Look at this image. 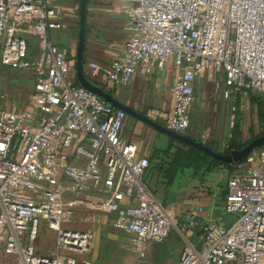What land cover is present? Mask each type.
Returning <instances> with one entry per match:
<instances>
[{
    "label": "built area",
    "instance_id": "obj_1",
    "mask_svg": "<svg viewBox=\"0 0 264 264\" xmlns=\"http://www.w3.org/2000/svg\"><path fill=\"white\" fill-rule=\"evenodd\" d=\"M52 1L0 0L1 65L34 82L23 110L7 109L0 97L1 253L11 264H92L85 256L94 232L68 228L77 211L91 210L113 215L114 228L145 256L176 222L147 183L150 160L122 136L127 113L71 77L65 52L50 37L63 22ZM119 1L123 54L92 67L118 87L173 70L170 130L190 129L196 81L210 71L221 77L230 130L252 107L250 94L264 99V0ZM30 38L39 56H30ZM226 212L232 224L203 226L202 249L185 247L177 264H264L263 149L236 164ZM44 230L56 234L57 253L39 252Z\"/></svg>",
    "mask_w": 264,
    "mask_h": 264
},
{
    "label": "crops",
    "instance_id": "obj_2",
    "mask_svg": "<svg viewBox=\"0 0 264 264\" xmlns=\"http://www.w3.org/2000/svg\"><path fill=\"white\" fill-rule=\"evenodd\" d=\"M52 4L63 17V22L59 29L50 30L51 41L65 52L70 64L71 77L79 84L76 59L80 34V0H53ZM124 7L125 4L119 0H86L82 69L92 85L110 94L116 101L131 108L137 114L169 129L171 109L169 88L174 82L173 70L164 76L157 75L152 79L136 75L130 86L118 87L110 83L101 71L92 67V64L105 67L123 54L127 38ZM29 44L30 56H39L41 49L38 41L30 38ZM215 76L210 71L199 78L196 81L195 92L197 93L202 82L209 85ZM219 97L222 98L221 94ZM222 101L225 107V100ZM198 106L196 94L192 120H195ZM221 106L219 103L218 123H191L190 129L182 135L205 144L215 152L229 154L227 149L231 130ZM236 128L237 142L248 144L261 137L263 123H254L255 130L249 129L252 131L251 134L246 128V123H237ZM122 136L137 143L140 155L150 160L147 183L156 199L174 218L176 226L172 231L176 229L178 232L176 233L185 241L184 248L202 249L203 226L222 224L228 227L232 224L233 217L226 212V190L229 179L236 172V164L219 161L223 165L211 169L205 164L198 168H179L174 172L171 170V159L166 154L173 138L128 114ZM199 208L202 212L198 213L196 224L189 226L191 213ZM104 222L114 227V216L106 214ZM94 236L96 237V232Z\"/></svg>",
    "mask_w": 264,
    "mask_h": 264
},
{
    "label": "rangeland",
    "instance_id": "obj_3",
    "mask_svg": "<svg viewBox=\"0 0 264 264\" xmlns=\"http://www.w3.org/2000/svg\"><path fill=\"white\" fill-rule=\"evenodd\" d=\"M220 78L215 76L213 82L209 85L202 82L199 86L196 93L199 110L196 111L195 120L193 119L192 123H218L219 103L222 105V113L227 117V123H230L229 105L225 102L224 107L223 98L219 97L221 94ZM33 91V77L31 75L5 68L0 62V97H3L2 102L7 109L15 111L25 109ZM248 102L252 103V107L241 112L239 123H246V128L253 131L254 123H264V103L252 96H249ZM167 103L166 101V105ZM246 105L249 106L248 103ZM250 130L249 133L251 134L252 131ZM246 145L241 146L244 148ZM105 217L106 214L100 211L79 210L74 215L71 225L68 226V228L96 232L90 253L85 256V259L92 262V264L178 263L185 241L177 234L176 229L171 231L167 241L151 243L145 256H141L123 233L117 231L110 223L104 222ZM56 242V234L44 230L38 240L39 252L41 254L57 253ZM0 264H11L2 255L1 249Z\"/></svg>",
    "mask_w": 264,
    "mask_h": 264
},
{
    "label": "water",
    "instance_id": "obj_4",
    "mask_svg": "<svg viewBox=\"0 0 264 264\" xmlns=\"http://www.w3.org/2000/svg\"><path fill=\"white\" fill-rule=\"evenodd\" d=\"M85 25H86V0H80V34H79V45H78V54L76 59V74L77 79L83 88L87 89L88 91L94 93L98 97L105 100L110 105L114 106L119 110L125 111L128 115L141 119L145 123L150 124L152 127L157 129L158 131L168 135L169 137L187 144L191 147H194L206 155L210 156L211 158L228 163V164H239L241 163L247 155H249L252 151L261 148L264 145V136L258 137L251 142H249L243 149L241 150H234L231 151L229 154H222L211 150L208 146L198 141H195L185 135L176 133L172 130H169L165 127H162L157 122L134 112L131 108L121 104L120 102L116 101L110 94L104 92L103 90L99 89L98 87L92 85L87 77L84 74L82 69V59H83V49H84V42H85Z\"/></svg>",
    "mask_w": 264,
    "mask_h": 264
},
{
    "label": "trees",
    "instance_id": "obj_5",
    "mask_svg": "<svg viewBox=\"0 0 264 264\" xmlns=\"http://www.w3.org/2000/svg\"><path fill=\"white\" fill-rule=\"evenodd\" d=\"M77 83V82H76ZM78 84V83H77ZM79 85V84H78ZM250 96L255 97L258 101L264 103V99L261 96L250 94ZM252 105V103L250 102ZM239 123V122H238ZM237 124L233 130H231V138L228 143L227 153L234 150H241L244 143H238L236 139ZM260 136H264V123L263 131ZM254 138V137H253ZM264 150V145L260 148ZM166 154L170 157L172 166L171 170L176 171L179 168H198L207 164L208 168H215L216 166L223 165V163L213 160L211 157L203 153L202 151L190 147L184 143H181L175 139H172V143L168 147Z\"/></svg>",
    "mask_w": 264,
    "mask_h": 264
}]
</instances>
